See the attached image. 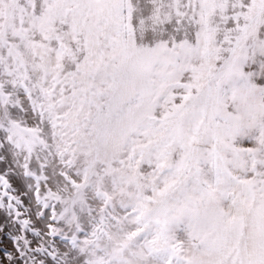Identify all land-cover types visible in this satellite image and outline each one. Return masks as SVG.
<instances>
[{
	"label": "snow or ice",
	"instance_id": "1",
	"mask_svg": "<svg viewBox=\"0 0 264 264\" xmlns=\"http://www.w3.org/2000/svg\"><path fill=\"white\" fill-rule=\"evenodd\" d=\"M0 264H264V0H0Z\"/></svg>",
	"mask_w": 264,
	"mask_h": 264
}]
</instances>
